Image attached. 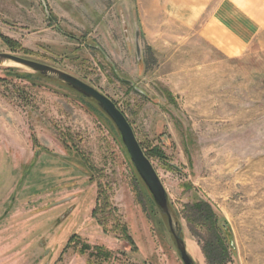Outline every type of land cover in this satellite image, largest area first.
Listing matches in <instances>:
<instances>
[{"label": "rangeland", "instance_id": "374dc122", "mask_svg": "<svg viewBox=\"0 0 264 264\" xmlns=\"http://www.w3.org/2000/svg\"><path fill=\"white\" fill-rule=\"evenodd\" d=\"M176 6L0 0V52L59 68L116 103L145 153L163 155L149 159L196 264H264V35L224 50L202 32L217 30V7ZM99 109L29 68L0 65L9 152L0 155V264H183ZM198 203L216 216L200 217ZM97 247L111 255L89 262Z\"/></svg>", "mask_w": 264, "mask_h": 264}, {"label": "water", "instance_id": "95a60500", "mask_svg": "<svg viewBox=\"0 0 264 264\" xmlns=\"http://www.w3.org/2000/svg\"><path fill=\"white\" fill-rule=\"evenodd\" d=\"M137 36H139V31H137ZM6 62H14L20 66L29 68L41 77L65 85L97 104L100 110L103 111L116 127L136 173L150 193L160 215L166 219L169 232L174 239L182 263L196 264L187 249L182 228L172 213L168 193L151 160L139 142L131 123L116 103L92 85L59 68L11 53L0 52V65Z\"/></svg>", "mask_w": 264, "mask_h": 264}, {"label": "crops", "instance_id": "0c3cea01", "mask_svg": "<svg viewBox=\"0 0 264 264\" xmlns=\"http://www.w3.org/2000/svg\"><path fill=\"white\" fill-rule=\"evenodd\" d=\"M174 7H193L199 12L206 7H217L212 23L203 29V35L213 44H221L226 50L234 51L252 43L259 35H264V0H173ZM176 4V5H175ZM198 7V8H195ZM192 8V9H193ZM199 18V17H197ZM0 155L9 152L0 149Z\"/></svg>", "mask_w": 264, "mask_h": 264}, {"label": "trees", "instance_id": "16d2710c", "mask_svg": "<svg viewBox=\"0 0 264 264\" xmlns=\"http://www.w3.org/2000/svg\"><path fill=\"white\" fill-rule=\"evenodd\" d=\"M8 41V40H7ZM10 42H8V44H9ZM30 78H32V76L31 75H27L26 77H25V79H30ZM84 98V97H83ZM94 102V101H93ZM100 110V109H99ZM101 111V110H100ZM102 112V111H101ZM142 147H143V145H142ZM144 149V148H143ZM145 150V149H144ZM146 155L148 156V157H152V156H155V157H163V155L161 154V152L159 151V150H157V149H154V150H151L150 152H146ZM85 162V161H84ZM88 167H89V171H90V169H92L89 165H87ZM135 170V169H134ZM135 173H136V171H135ZM136 179H137V181H138V185L140 186V188H141V190H143V193L142 194H144V196H145V198L147 199V201H148V203H149V205L151 206V213H153L154 211H155V213H158L159 214V211H158V209H157V207H156V205H155V203H154V201H153V199H152V197H151V195H150V193L148 192V190L146 189V187H145V185L143 184V182H142V180L140 179V177L138 176V174L136 173ZM107 202V201H106ZM106 202H104V204H102L101 206H102V208H107L108 207V205H107V203ZM196 211L199 213V215H200V217H202V218H213L214 216H216L215 215V213H214V211H213V209H212V207H211V205H209V204H206V203H198L196 206ZM100 208V207H99ZM98 208H96L95 209V211H94V214L95 215H97V213L99 212L98 210H97ZM104 209V210H105ZM97 210V211H96ZM103 210V211H104ZM217 220H218V218L216 217V223H215V225H216V227L219 229V230H221L222 232H225V231H227L228 229H229V225L227 224V222L226 221H224V222H221L220 224H218L217 223ZM227 234V233H226ZM230 234L232 235V233L230 232ZM228 236V235H227ZM226 236V238H227V240L225 241V243L231 248V250H232V247H233V240L231 241L230 239L228 240V237ZM77 238V237H76ZM232 238V237H231ZM79 240V239H78ZM90 249V247L88 246V245H86L85 246V248L84 249H82V251L83 252H87V249ZM224 249V248H223ZM224 251V250H223ZM96 252V253H95ZM111 255V253H108V252H105V250H104V248H100V247H97V248H95V251H91L90 252V261L89 262H91L92 260H94V258L95 259H99L100 258V260L103 262V261H105V260H107L108 259V257ZM224 255H226V252L224 251ZM209 259H210V257H209Z\"/></svg>", "mask_w": 264, "mask_h": 264}, {"label": "bare ground", "instance_id": "6f19581e", "mask_svg": "<svg viewBox=\"0 0 264 264\" xmlns=\"http://www.w3.org/2000/svg\"><path fill=\"white\" fill-rule=\"evenodd\" d=\"M9 63L18 66V64L14 63V62H9Z\"/></svg>", "mask_w": 264, "mask_h": 264}]
</instances>
